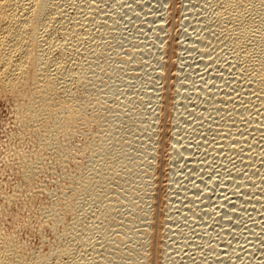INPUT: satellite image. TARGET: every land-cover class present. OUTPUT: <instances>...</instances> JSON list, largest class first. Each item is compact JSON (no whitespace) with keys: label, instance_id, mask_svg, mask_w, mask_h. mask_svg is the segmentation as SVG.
Instances as JSON below:
<instances>
[{"label":"bare ground","instance_id":"bare-ground-1","mask_svg":"<svg viewBox=\"0 0 264 264\" xmlns=\"http://www.w3.org/2000/svg\"><path fill=\"white\" fill-rule=\"evenodd\" d=\"M0 92L61 165L84 138L61 233L0 264H264V0H0Z\"/></svg>","mask_w":264,"mask_h":264},{"label":"rangeland","instance_id":"rangeland-1","mask_svg":"<svg viewBox=\"0 0 264 264\" xmlns=\"http://www.w3.org/2000/svg\"><path fill=\"white\" fill-rule=\"evenodd\" d=\"M146 85L147 76L138 71L133 88L141 90ZM15 101L13 97L0 92V242H6L8 239L21 244L26 252H46L62 229L49 228L45 210L55 201L58 191L69 185V181L77 175L82 166L83 158L79 156H82L80 147L84 144V138L75 137L67 141L68 161L66 159L61 165L39 149L36 138L32 139V136L30 138L19 130L17 119L20 104L16 101L19 106L16 105ZM38 154L44 158V163L36 178L28 184V181L21 177L19 164L23 159L38 157ZM162 155L158 165L159 169L165 170V157ZM156 183L164 185L161 171L156 175Z\"/></svg>","mask_w":264,"mask_h":264}]
</instances>
